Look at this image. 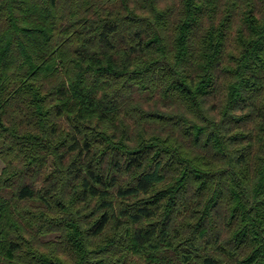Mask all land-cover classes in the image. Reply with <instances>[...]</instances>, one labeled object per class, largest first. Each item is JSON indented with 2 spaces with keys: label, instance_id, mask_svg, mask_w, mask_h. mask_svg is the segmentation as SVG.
<instances>
[{
  "label": "trees",
  "instance_id": "1",
  "mask_svg": "<svg viewBox=\"0 0 264 264\" xmlns=\"http://www.w3.org/2000/svg\"><path fill=\"white\" fill-rule=\"evenodd\" d=\"M0 264H264V0H0Z\"/></svg>",
  "mask_w": 264,
  "mask_h": 264
},
{
  "label": "rangeland",
  "instance_id": "2",
  "mask_svg": "<svg viewBox=\"0 0 264 264\" xmlns=\"http://www.w3.org/2000/svg\"><path fill=\"white\" fill-rule=\"evenodd\" d=\"M1 167H2V163H1V161H0V169H1Z\"/></svg>",
  "mask_w": 264,
  "mask_h": 264
}]
</instances>
